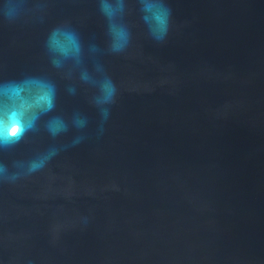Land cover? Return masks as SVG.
Returning a JSON list of instances; mask_svg holds the SVG:
<instances>
[{"label": "water", "instance_id": "water-1", "mask_svg": "<svg viewBox=\"0 0 264 264\" xmlns=\"http://www.w3.org/2000/svg\"><path fill=\"white\" fill-rule=\"evenodd\" d=\"M11 116L0 264H264V0H0Z\"/></svg>", "mask_w": 264, "mask_h": 264}, {"label": "clouds", "instance_id": "clouds-1", "mask_svg": "<svg viewBox=\"0 0 264 264\" xmlns=\"http://www.w3.org/2000/svg\"><path fill=\"white\" fill-rule=\"evenodd\" d=\"M165 33H166V27H163L160 33L155 36V38L158 40H162L164 38ZM112 91L114 93L115 91L114 87ZM0 127H2V131H0V138L6 137L8 139H12L14 136L19 137L25 131V126L23 121L20 118H17L16 116L9 117V122L7 123V125L6 126L0 125Z\"/></svg>", "mask_w": 264, "mask_h": 264}]
</instances>
